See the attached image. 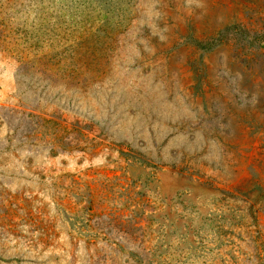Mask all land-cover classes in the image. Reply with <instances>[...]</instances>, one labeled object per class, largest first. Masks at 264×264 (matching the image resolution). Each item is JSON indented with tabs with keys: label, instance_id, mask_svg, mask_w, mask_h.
<instances>
[{
	"label": "rangeland",
	"instance_id": "1",
	"mask_svg": "<svg viewBox=\"0 0 264 264\" xmlns=\"http://www.w3.org/2000/svg\"><path fill=\"white\" fill-rule=\"evenodd\" d=\"M0 264H264V0H0Z\"/></svg>",
	"mask_w": 264,
	"mask_h": 264
}]
</instances>
